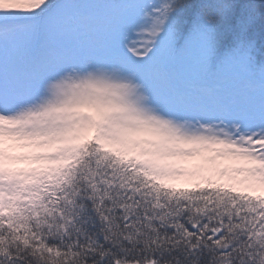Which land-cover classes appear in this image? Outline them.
<instances>
[{
    "label": "snow or ice",
    "instance_id": "6c2138e0",
    "mask_svg": "<svg viewBox=\"0 0 264 264\" xmlns=\"http://www.w3.org/2000/svg\"><path fill=\"white\" fill-rule=\"evenodd\" d=\"M193 7L0 0V264H264V0Z\"/></svg>",
    "mask_w": 264,
    "mask_h": 264
},
{
    "label": "trees",
    "instance_id": "16d2710c",
    "mask_svg": "<svg viewBox=\"0 0 264 264\" xmlns=\"http://www.w3.org/2000/svg\"><path fill=\"white\" fill-rule=\"evenodd\" d=\"M65 2L77 3V4H83V3L104 4V3H117L119 2V0H65ZM212 2H215V0H192V3L194 5L193 9L190 10L184 17L181 18L182 36L181 39L178 41V45L183 43V37L188 34L192 26V23L195 19L194 16V12L196 11L195 6L196 5L198 6L202 3H212ZM234 2H236L237 4H243L246 3L247 0H234ZM220 27H222V25ZM244 39L249 41L251 40L256 41V50L254 51L253 55L255 56V61L258 65H264V19L259 20L252 28H250ZM232 46H234L233 38L232 37L224 38L220 42L218 51L220 53H223ZM227 74L232 76L238 75L240 76L241 80H243L245 84H247V78L244 77L242 73H236L229 70ZM255 86H258V84H256Z\"/></svg>",
    "mask_w": 264,
    "mask_h": 264
},
{
    "label": "rangeland",
    "instance_id": "374dc122",
    "mask_svg": "<svg viewBox=\"0 0 264 264\" xmlns=\"http://www.w3.org/2000/svg\"><path fill=\"white\" fill-rule=\"evenodd\" d=\"M180 63L184 64L185 66H188L190 64V62L185 58H182Z\"/></svg>",
    "mask_w": 264,
    "mask_h": 264
}]
</instances>
